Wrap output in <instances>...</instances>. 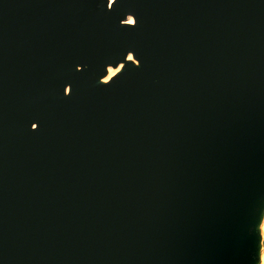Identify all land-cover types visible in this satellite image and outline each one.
Here are the masks:
<instances>
[{"label":"water","instance_id":"water-1","mask_svg":"<svg viewBox=\"0 0 264 264\" xmlns=\"http://www.w3.org/2000/svg\"><path fill=\"white\" fill-rule=\"evenodd\" d=\"M263 211L264 0H0V264H256Z\"/></svg>","mask_w":264,"mask_h":264},{"label":"bare ground","instance_id":"bare-ground-1","mask_svg":"<svg viewBox=\"0 0 264 264\" xmlns=\"http://www.w3.org/2000/svg\"><path fill=\"white\" fill-rule=\"evenodd\" d=\"M130 22H132V19H129ZM123 64H120L117 67H109L108 68V73L107 75L102 79L103 82H107L109 79H111V77H113L121 68H122ZM260 234H261V239H260V252H259V262L257 264H264V215L261 219L260 222Z\"/></svg>","mask_w":264,"mask_h":264},{"label":"rangeland","instance_id":"rangeland-1","mask_svg":"<svg viewBox=\"0 0 264 264\" xmlns=\"http://www.w3.org/2000/svg\"><path fill=\"white\" fill-rule=\"evenodd\" d=\"M263 215H264V211H263V213H262V217H263ZM262 219V218H261ZM260 222H261V220H260ZM259 226H260V223H259V225H258V228H257V230H258V235H259V251H258V259H257V263L259 262V252H260V239H261V234H260V229H259ZM256 263V264H257Z\"/></svg>","mask_w":264,"mask_h":264},{"label":"snow or ice","instance_id":"snow-or-ice-1","mask_svg":"<svg viewBox=\"0 0 264 264\" xmlns=\"http://www.w3.org/2000/svg\"><path fill=\"white\" fill-rule=\"evenodd\" d=\"M129 59H131V57H129ZM261 264H262V262H261Z\"/></svg>","mask_w":264,"mask_h":264}]
</instances>
